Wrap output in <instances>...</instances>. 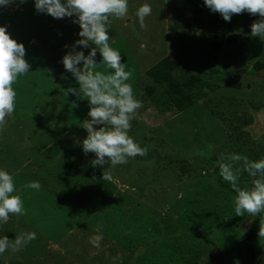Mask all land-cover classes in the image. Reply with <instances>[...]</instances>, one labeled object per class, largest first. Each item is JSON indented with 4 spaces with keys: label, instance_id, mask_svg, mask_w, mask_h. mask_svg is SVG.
<instances>
[{
    "label": "rangeland",
    "instance_id": "1",
    "mask_svg": "<svg viewBox=\"0 0 264 264\" xmlns=\"http://www.w3.org/2000/svg\"><path fill=\"white\" fill-rule=\"evenodd\" d=\"M144 3L152 13L141 28L135 13ZM74 19L39 13L34 0L0 7V25L31 64L13 84L15 111L0 130V168L14 175L27 214L10 215L0 237L36 233L0 264H264L261 217L236 216L218 165L221 154L264 157V40H246L259 16L226 22L204 0H129L128 15L112 20L110 44L143 102L130 135L148 153L115 167L92 166L95 155L82 148L89 104L64 95L78 88L62 63L80 39ZM228 35L237 42L226 44ZM160 60L193 79L179 104L146 74ZM31 181L41 189L25 188ZM251 181L241 174V187Z\"/></svg>",
    "mask_w": 264,
    "mask_h": 264
},
{
    "label": "clouds",
    "instance_id": "2",
    "mask_svg": "<svg viewBox=\"0 0 264 264\" xmlns=\"http://www.w3.org/2000/svg\"><path fill=\"white\" fill-rule=\"evenodd\" d=\"M17 0H0V7H9ZM25 3L27 0H19ZM35 9L53 18L73 17V23L80 26L75 44L63 56L62 63L67 72L75 78L78 88L69 87L64 95L73 94L77 100H87L88 116L83 121L87 136L82 141L85 154L93 153V167L127 164L129 159L144 157L147 147H142L131 135L132 121L143 107L133 85L129 83L132 72L126 70L122 55L111 46L110 30L113 19H123L129 12V0H34ZM204 5L213 13H219L226 22H231L233 15L247 12L259 16L251 24V36L264 40V0H204ZM152 13V7L144 3L136 10L141 28H146L145 18ZM66 47H69L66 45ZM89 49L87 55L83 50ZM102 59L97 62V53ZM26 48L14 39L8 31V25H0V130L7 125V117L15 111L17 92L13 84L18 78L30 71L31 64L25 59ZM101 66L109 71L98 70ZM73 107H78L74 101ZM99 126V127H96ZM209 147H212L211 145ZM219 175L230 184L236 195L233 198L236 216H260L259 238H264V157L251 160L247 156L229 153L221 154ZM239 165V166H237ZM247 172L252 178L250 187H241L240 178ZM112 177L105 168L103 180ZM39 191V181L24 185ZM22 194L17 192L14 175L5 168H0V224H6L10 215H26ZM36 238L34 232H21L10 239L0 237V255L7 251L19 252ZM99 236L90 238L94 246H99Z\"/></svg>",
    "mask_w": 264,
    "mask_h": 264
},
{
    "label": "trees",
    "instance_id": "3",
    "mask_svg": "<svg viewBox=\"0 0 264 264\" xmlns=\"http://www.w3.org/2000/svg\"><path fill=\"white\" fill-rule=\"evenodd\" d=\"M251 32V29H250ZM251 34L246 36V40H252ZM176 71L168 68L164 60H160L146 70V74L152 77L156 83L164 86L165 94L174 104H179L183 99L187 98L185 88L193 83L191 77H187L186 73L175 75Z\"/></svg>",
    "mask_w": 264,
    "mask_h": 264
},
{
    "label": "water",
    "instance_id": "4",
    "mask_svg": "<svg viewBox=\"0 0 264 264\" xmlns=\"http://www.w3.org/2000/svg\"><path fill=\"white\" fill-rule=\"evenodd\" d=\"M229 33L232 32V28L228 29ZM237 38L233 35H228L226 37V44H235L237 41Z\"/></svg>",
    "mask_w": 264,
    "mask_h": 264
}]
</instances>
